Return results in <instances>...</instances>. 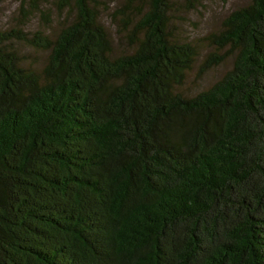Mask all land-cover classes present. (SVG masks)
Segmentation results:
<instances>
[{
    "label": "trees",
    "instance_id": "trees-1",
    "mask_svg": "<svg viewBox=\"0 0 264 264\" xmlns=\"http://www.w3.org/2000/svg\"><path fill=\"white\" fill-rule=\"evenodd\" d=\"M176 7L22 0L0 30V264H264V0L202 38L198 77L233 64L194 95Z\"/></svg>",
    "mask_w": 264,
    "mask_h": 264
},
{
    "label": "rangeland",
    "instance_id": "rangeland-1",
    "mask_svg": "<svg viewBox=\"0 0 264 264\" xmlns=\"http://www.w3.org/2000/svg\"><path fill=\"white\" fill-rule=\"evenodd\" d=\"M110 7L121 4L124 0H105ZM176 2L173 27L180 38L194 42L197 45L198 56L192 68L188 70L185 82L178 89L179 91L194 95L207 89L214 82L220 79L233 64L232 58H227L220 65L213 67L201 77H198L200 64L212 47L202 38L207 34L219 30L224 18L233 10L246 5L249 0H196L195 6L186 8L187 0H173ZM22 0H0V30L14 26L17 20L19 7ZM102 21L107 26L112 37L117 39L116 28L112 24L107 12L102 15ZM40 22L38 17L30 23L31 29L38 28ZM54 27H58L57 22ZM23 52H30L27 47L20 45ZM44 58V53L37 54ZM38 58V59H39Z\"/></svg>",
    "mask_w": 264,
    "mask_h": 264
}]
</instances>
